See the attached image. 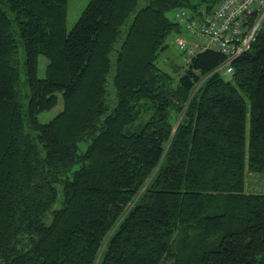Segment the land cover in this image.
Segmentation results:
<instances>
[{
	"label": "trees",
	"instance_id": "trees-1",
	"mask_svg": "<svg viewBox=\"0 0 264 264\" xmlns=\"http://www.w3.org/2000/svg\"><path fill=\"white\" fill-rule=\"evenodd\" d=\"M220 1L0 0V264H264V21L157 64Z\"/></svg>",
	"mask_w": 264,
	"mask_h": 264
},
{
	"label": "built area",
	"instance_id": "built-area-1",
	"mask_svg": "<svg viewBox=\"0 0 264 264\" xmlns=\"http://www.w3.org/2000/svg\"><path fill=\"white\" fill-rule=\"evenodd\" d=\"M200 13L194 15L182 8L176 12L182 25L200 39L193 43L186 37L178 38L184 59L189 62L199 47L215 48L228 56L219 70L232 73L231 61L249 49L264 19V0H221L213 11ZM254 14L255 23L247 27V17Z\"/></svg>",
	"mask_w": 264,
	"mask_h": 264
},
{
	"label": "rangeland",
	"instance_id": "rangeland-1",
	"mask_svg": "<svg viewBox=\"0 0 264 264\" xmlns=\"http://www.w3.org/2000/svg\"><path fill=\"white\" fill-rule=\"evenodd\" d=\"M88 2L89 0H69V14H68V20H67L68 29H71L72 26L75 24V22L78 20L79 16L81 15V12L83 11V9L85 8ZM170 15L171 17H175V12H170ZM184 30H185V34L183 33L181 35H171L167 39L169 45L160 54L159 58L157 59L158 66L170 72L173 76L178 75V71L176 70V68H181L185 62L186 64H188V61L184 59L185 52L180 48L178 44V38L186 37L189 40L194 41L193 43H195V41L200 40L198 37L192 35L185 27H184ZM203 49H204L203 47L198 48L199 51ZM196 53H194L193 55H195ZM21 54L23 56V51H21ZM42 65H43V61L40 63V66H41L40 76H43L44 74V69ZM113 72H114V66H112L111 73L113 74ZM62 108H63V101H62V98L60 97L59 103L55 107L40 112V114L38 115L39 121L42 123L49 122ZM141 122L142 120L139 119L137 123H141ZM248 132H249V129H248ZM247 190L248 191L249 190H254V191L264 190V177L259 178L257 173H249Z\"/></svg>",
	"mask_w": 264,
	"mask_h": 264
},
{
	"label": "bare ground",
	"instance_id": "bare-ground-1",
	"mask_svg": "<svg viewBox=\"0 0 264 264\" xmlns=\"http://www.w3.org/2000/svg\"><path fill=\"white\" fill-rule=\"evenodd\" d=\"M181 23V22H180Z\"/></svg>",
	"mask_w": 264,
	"mask_h": 264
}]
</instances>
